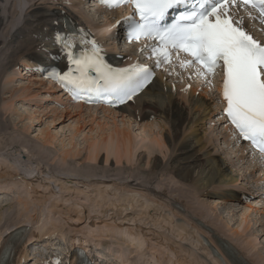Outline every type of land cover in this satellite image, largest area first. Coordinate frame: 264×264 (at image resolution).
Returning a JSON list of instances; mask_svg holds the SVG:
<instances>
[{
  "label": "rangeland",
  "instance_id": "374dc122",
  "mask_svg": "<svg viewBox=\"0 0 264 264\" xmlns=\"http://www.w3.org/2000/svg\"><path fill=\"white\" fill-rule=\"evenodd\" d=\"M13 1L18 2L20 6L17 8L16 16L12 14L11 18ZM35 1L32 0L34 4ZM78 2L37 0L32 6L30 0H0V15H4L6 21L10 20L9 28L13 25L11 27L14 28L11 30L13 32L23 25L24 16L31 11L58 9L76 20L77 25L87 30L91 38L97 40L100 37L105 41L110 36L106 24L114 19L112 15L116 14H98L89 10L92 19V23H89L84 21L83 14H79L83 4ZM6 6L7 8L10 6V9H7L8 13ZM2 31L0 30V38H3L1 34L6 33L3 28ZM0 43V67L3 68L2 70L0 68L2 93V89L7 87L6 82L11 80L8 76L14 77L11 81L14 80L12 84L15 85L20 81L25 82L27 76L21 78L19 66L22 64L19 60L15 62L17 66H11L6 72L5 64L15 42L8 37L4 43ZM106 43L110 44L108 40ZM129 58L123 57V61L126 62ZM159 71L158 77H164L165 83L172 88L173 98L180 105H187L188 93L192 90H195V99L201 96L206 100L205 104L209 105L207 116L198 124L201 129L194 126V136L210 139V143H206L205 153L199 155L207 154L213 161L220 160L227 174H232L235 178L236 181L232 185L223 187L227 188V191L236 189L239 191L236 192L238 194H241L240 189H244L246 183L257 189L256 181L259 176L252 171L256 165L249 155L243 161H239V147L233 138L229 137L230 133L220 121V113L217 111L219 98L215 89L208 87L205 92L206 85L202 83L196 88L197 84L189 71L185 77L186 85L175 73ZM215 82L216 78L212 83ZM11 85L9 84L10 87ZM37 89L42 92L41 96L32 100L15 99L9 111L4 110L0 104V122L6 127V129L0 127V172L6 177L0 178V205H5L0 207V242L6 228L19 222L22 227L40 236L38 239L33 238L36 241L31 246L38 261H43L46 255L53 253H57L61 258L65 257L66 251L58 252L48 245L66 244L68 240L80 239L89 243V248L101 264H222L208 254L200 238V234L204 236L206 231L200 229V232L195 227L193 218L190 217L192 214V217L213 229L216 236L233 242L253 264H264V209L261 208L264 206V194H259L260 198L256 200L258 207L251 208L252 202L249 200L255 197H248L247 202L234 201L232 204L230 202L225 204L214 201L215 197H202L199 192L196 193L190 183H184L169 171L167 164L170 161V148L166 145H156L152 141L155 137L163 140L164 122L161 118L156 120L148 118L143 121L138 119L137 122L131 123L130 129L135 133L133 136L135 138L138 135V138L132 142L130 162L124 157L117 162L112 148L108 155L105 150H101L96 161L87 160L86 144L91 141L90 137L95 140L97 135L96 130L92 135L89 134V127H85L83 134L74 136L71 141L79 151L73 152L74 157L67 158V162L62 163L58 154L62 145H65L64 150L69 149L66 144L72 136V131L68 128L71 121L56 119L53 122L52 118L50 120L48 118V121L45 116H50L51 110L60 111L68 107V102L58 89L53 90L47 83L46 88ZM0 95L6 100L11 94ZM13 108L16 111H13ZM102 110H92L90 114L108 117ZM27 112H35V120L31 117L30 120L25 119ZM115 122L119 126L122 124L118 115ZM96 123L105 127L109 121L100 119ZM190 127H184L181 136L191 134ZM43 135L52 138L50 144L42 141ZM154 157L157 158L156 163H160V168L153 175L150 167ZM142 170L145 176L140 172ZM220 189L222 188L215 187L210 188V191L225 192ZM250 193L257 196L258 189L254 193L250 190ZM19 200L27 203L29 211H24L23 206L18 204ZM132 202L134 204H130ZM174 202L181 205L185 214L173 208L171 204ZM73 205L74 208L77 207L76 210ZM214 205L215 208H212ZM243 214L249 216L242 220ZM36 216L39 221L32 219ZM236 230L240 236L233 233ZM45 231L49 233L47 238L44 236H47ZM49 236H53L51 240H47ZM35 247L40 248V252Z\"/></svg>",
  "mask_w": 264,
  "mask_h": 264
},
{
  "label": "bare ground",
  "instance_id": "6f19581e",
  "mask_svg": "<svg viewBox=\"0 0 264 264\" xmlns=\"http://www.w3.org/2000/svg\"><path fill=\"white\" fill-rule=\"evenodd\" d=\"M77 1H79L78 3L82 2V0H77ZM30 2L32 3V6H33L34 2H32V0H30ZM36 3H37V0L35 1V4ZM11 4L12 3H10V5ZM7 6H6V11L8 13L10 6H9V8H7ZM12 6L13 7L11 8V11H13V13H11V11H10L11 18H13L12 14H14V16H16V13H18L17 8H19L20 4L18 2H14V4ZM26 12H27V10H26ZM87 12H88V9L87 8L85 9L83 7L82 10H80L79 14L84 15V19H85L84 21L92 23L90 15H88ZM99 12H107V11H99ZM117 14H119V11H117ZM109 15H111V14H109ZM24 17L25 18L23 20V22H24L23 25H21L20 28H16L13 32H11V30H13L14 28L11 29V27L13 25L9 28L10 20L6 21V17L4 15H0V30H1V32H3L2 31V28H3L4 32H6L5 34L4 33L1 34V36L3 38H0V42L4 43L5 39L8 37H10V40L15 42L14 47H11V51L8 54L9 56L7 59V63L5 64L6 72L8 71L7 69L11 68V66H17V64H15V62L18 60L21 62L22 65H24V68L28 67L29 69H32L33 65H35L34 68H38V67H40V65H47L50 63L56 64L58 67H61V69H65L66 68V59H65L61 49L55 44L54 37H55V34L59 32L58 29L62 25L61 18L62 17L68 18L70 16H67L65 12H63L62 10H58V9L53 10V11L45 10V9H39V10L31 11L27 16H24ZM247 17H249V15L241 13V14H238L237 16H235L234 21L235 20H242L243 29H247L248 32L251 34V33H253V31L251 29H255V26L251 25L250 20H248ZM9 19H10V17H9ZM114 19L109 21L108 24H106L108 28H110L111 26L114 25V22H115ZM87 34L88 33L86 32V37H87V42H88L90 39H89V36ZM118 37H119V35L117 33H115V39H117ZM99 39H100V41H102V39L100 37H99ZM262 42H264V39L262 40ZM10 43H12V42H10ZM118 44L120 45V43H118ZM142 45H143V43L138 44V45H136V48L140 49L142 47ZM105 46H108V48L105 47V50H109V51L112 50V48L109 46V44L106 43ZM118 54L125 56V55H127V52L118 51ZM116 60L121 62V58L116 57ZM134 62L135 63L137 62V58L132 57L131 62L128 64H133ZM0 68H1V70L3 69L2 67H0ZM171 73H175V72L171 70ZM8 77L11 78V80H12V78H14L11 76H8ZM22 77H23V74L21 75V78ZM7 78H5V79H7ZM180 78H181L180 80H182L181 82L185 83L184 79L182 77H180ZM11 80L9 79L8 82H6V84H5V86H7V87H4L2 89L3 90L2 93L3 94H5V93L11 94L10 97L6 100H4L3 98L0 97V100L2 101L0 104H2L4 110H6V111L7 110L9 111L10 109H12L13 102L15 101V99H21L22 98L24 100H27V99L32 100L33 98H36V97L42 95L41 94L42 92H39L37 88H39V89L46 88V82H44L39 77V75L35 74V73H33V74L30 73V75L25 78V80H26L25 82H23V83H21V81H20V83L17 82V85H15V83L12 84V82L14 80L13 81H11ZM196 83H198V82H196ZM9 84L10 85L12 84L11 85L12 87H10ZM47 85L51 86V88H53V90L58 89L54 85H52V83L50 81H49V83H47ZM185 85H186V83H185ZM196 88H198V86H196ZM171 89L172 88H170L165 83L164 77H162V76L156 77L148 85V87L144 91H142V93L140 95H138L135 98H132L126 106L119 107V108L114 109V110H109V109H103L102 110L101 108L97 109V108H91V107H87V106L84 107L80 104H71V102H68L66 100V102H68L67 103L68 107L63 108L60 111L51 110L50 111L51 115L45 116L47 118V120H48V118H49V120H50V118H52L51 120L53 122L56 119L57 120L61 119L62 121L65 119L67 121V119H68L69 122L71 121V124L68 126V128L72 131L71 132L72 136H71L70 141L66 144V146H69V149L67 150V148H66L64 150L65 145L64 146L62 145L61 151L58 154L59 159L61 160L62 163H66L67 158L74 157L75 154L73 152H78L79 150H77L76 145L71 144V141H72L74 136H78V135L83 134V132H84L83 130L85 129V127H89L88 128L89 134H92L96 130L95 134L97 135V138L95 140H92V138L90 137L91 141L87 142V144H86L87 146L85 148V151L87 152V154H86L87 156L85 158L87 160L96 161L97 157L99 155V152H101V150H105L106 154H107L108 151H110L112 148L114 150L113 155L115 156V159L117 162L121 161V159H120L121 157H124L127 162H130V160H131L130 156L132 155V149H133L132 142H134L135 139L138 138V135L134 138L135 133L134 132L132 133V131L130 129L131 123L137 122L138 119H141L140 121H143V120H146L148 118H154L155 120L157 118H159V119L161 118V120L164 122V124H162V128L164 129L163 140H160L157 137H155V138H152V141L154 144L156 143V145H159V146H161V145L165 146L166 145L170 148V156H169L170 161H168L167 166L169 167V171H171L172 174H175L184 183L185 182L190 183V185H192L193 190L196 191V193L199 192L202 197H215L214 201H216L217 203L223 202V203L227 204L228 202H230L232 204V203H234V201H237V202L246 201L247 202V200H249L248 197L251 196V193L247 192V188H246L248 185L247 183H246L244 189H240V192L242 194H245L244 198H241V196H240L241 194L239 195L238 193H236V192H239L236 189H232V191L231 190L227 191L226 190L227 188H225L223 186L232 185V183L236 181L235 178L233 177V175L229 174V173L227 174V170H225V168L223 167L220 160L215 159V161H213L212 159H210V156L207 154H205V155L202 154L201 155L202 157L199 155V153H202L205 151L204 149L207 147L206 143H210L209 138L202 137V136L198 137L196 135L194 136V131H195L194 126L199 127L198 124L203 121V119L207 116L208 110H210L209 105L205 104L206 100H204V98L202 99L201 96L198 97L197 99H195V96H194L195 90H192L190 93H188L189 97H188L187 105L182 106V104L180 105V103L175 98H173L174 96L172 94L173 92ZM216 90L221 91L218 84L216 85ZM58 91H60V89ZM2 93L0 92V94H2ZM217 94L219 95L220 92L219 93L217 92ZM220 96L218 97L219 98V101H218V104H219L218 112L219 113H221L222 109H224L223 99ZM46 97H47V95H46ZM37 106H39V105H37ZM92 110H94V111L95 110H98V111L102 110L104 113L108 114L107 115L108 117H106L105 115H103V117H101V116L99 117V116L90 114V112ZM13 111H16V109L13 108ZM22 111L24 112V110H22ZM17 113H19V110L17 111ZM27 113H25V114H27V117H25V119L28 118L30 120L31 118H33L35 120V118H34L35 112H30V113L27 112ZM117 115L121 118L122 124L120 126L115 122V117H117ZM109 116H111V117H109ZM100 119L108 120L109 124H106L105 127H102L101 124L96 123V121L100 120ZM221 120L224 124H226V121H225L223 116H221ZM2 121H3V119H2ZM166 124H168V125H166ZM96 125H97V127H96ZM187 126H188V128L191 126L190 129L192 130V133L183 137V136H181V130ZM0 127L6 129V127H4L3 122L2 123L0 122ZM225 127H226V130L228 133H229V131L233 132L232 129L229 128L227 125ZM208 128H210V127H208ZM200 129H201V127H199V130ZM86 136H87V134H86ZM229 137L233 138L234 133L233 134L230 133ZM216 138H218L217 135H216ZM51 140H52V138L48 137L47 135L42 136V141L46 144H50ZM150 140H151V138H150ZM233 141L234 142L236 141V144L239 147L238 152H240V157L238 159H239V161H243L245 159V157L248 156V153L250 151L247 152L246 147L244 145H242L237 140V138L234 137ZM73 150H76V151H73ZM252 155L255 156V159L254 158L252 159L253 156H251V155H249V156H251V158L250 157L249 158L255 164L257 162V169H258L257 170L255 168L256 169L255 170L254 168H252L253 169L252 171L254 172V174L257 171L259 172L260 175H259L256 183H258V185H260L261 181H263L261 177H264V169L258 168L260 163L258 161V158L256 157L257 155H255L253 153H252ZM156 159L157 158L154 157V160L152 161L151 167H150V172L153 175L156 174L157 173L156 171L158 170V168H160L159 167L160 163L159 164L156 163ZM196 162H198V163H196ZM230 163H231V160H230ZM140 172L143 175V170ZM4 175L5 174H3V172H0V178H6V177H3ZM261 175H263V176H261ZM143 176H145V173ZM215 187H221L222 189H220V190H225L226 193L225 192L224 193H213L212 192L213 190L210 191V188H215ZM261 192L263 193L264 191H261ZM187 194L189 195V193H187ZM245 198L246 199L248 198V199L244 200ZM257 198H260V196L255 197V199L252 201V203L250 205L251 208L258 207V202L256 201ZM18 204L23 206L24 211H27L30 208L25 201L19 200ZM75 204H77V203H75ZM130 204H134V203L132 202ZM135 204H136V202H135ZM171 205L173 206L174 209H176L181 214L184 213L181 205H179L175 202L172 203ZM1 206L3 207L5 205L1 204L0 207ZM112 206H114V205H112ZM133 206H130V207H133ZM215 206L216 205H214L212 208H215ZM72 207L74 208V205ZM179 207L181 209H179ZM75 208H77V207H75ZM261 208L264 209V206ZM261 208H258V209H261ZM228 210H230V212H231V209L228 208ZM257 213L259 214L258 211H257ZM190 215L188 214L187 216L188 217L190 216L191 218H193L192 221L194 222L193 224L195 225V227L197 229H199V231H200V229L206 231V235H204V236H202L200 233L199 234H200L201 242L203 243L205 249H207V252L210 256L214 257V259H216V260L218 259V261L221 262L222 264H253V262L249 258L244 256L243 253L238 249V247L235 244H233V242H230L228 239H226L224 237L216 236V234H215L216 232L212 231L213 229L209 228V226L206 225L205 223H203L201 220L192 217V214H190ZM248 216H249V214H247V216L245 214H243V215H241V218H242V220H244ZM190 217H189V219L191 220ZM38 218H40V215ZM32 219H37V216L32 217ZM39 220L40 219H37V221H39ZM225 225H227V223H225ZM17 229L23 230L22 234L25 235V241H23L20 244H17L15 247V245L11 241V239H12L11 237H13V235H14L13 232L16 231ZM40 231H41V229H40ZM40 231H39V233H40ZM47 233L48 232H46V234ZM233 233L238 235V236L241 235L237 230L234 231ZM48 234H47V236L46 235H44V236L47 238ZM35 237H36V239L40 238V236L36 235L33 232L28 231L25 227H22L21 223H19V222H16L13 225L11 224V227L10 226L7 227L6 231L4 232V234L2 236L1 242H0V264H4L3 263L4 258L6 256L10 255L12 253V251H14V250H16V251L18 250V253L20 251H22V253L20 255L18 254L19 255L18 260L19 259H25V257H24L26 254L25 252H26V250H28V248L31 245H33V242L36 241V239H33ZM50 237H53V236H49V238ZM49 238L47 240H49ZM208 238H210V239H208ZM204 239H205V241H204ZM138 240H140V239H138ZM45 242H46V240H45ZM74 243L83 247L85 249V251L88 253V255L91 254L92 251L89 248L90 246H88L89 243L85 240H80V239H75L74 241L68 240L67 243L64 245L71 244V246H73ZM34 245H36V244H34ZM53 245H54V243H53ZM135 245L140 246L139 244H135ZM45 247H46V245H45ZM211 247H213L216 250L217 256L213 255L212 251H210ZM39 252H40V250H39ZM28 259H30V255H29Z\"/></svg>",
  "mask_w": 264,
  "mask_h": 264
},
{
  "label": "snow or ice",
  "instance_id": "6c2138e0",
  "mask_svg": "<svg viewBox=\"0 0 264 264\" xmlns=\"http://www.w3.org/2000/svg\"><path fill=\"white\" fill-rule=\"evenodd\" d=\"M111 8L132 4L134 13L117 26L127 25V38L139 40L141 36L158 39L154 46L157 66L168 61L172 50L192 57L181 66L202 65L197 75L210 81L217 69L223 75L222 98L225 103L222 115L239 138L249 141L264 153V43L255 40L242 27V20H233L231 7L251 6L264 17V0H101ZM250 9V10H251ZM172 22L168 23L169 16ZM138 15L139 20L134 17ZM55 42L66 50L70 63H75L78 76L57 73L53 78L73 96L85 94L97 100L124 103L132 99L153 78V72L144 66L131 69H113L98 55L100 45L95 39L91 55L81 59L71 50L68 37L57 34ZM163 57L161 59L160 57ZM95 71V77L89 73ZM57 264H60L59 260Z\"/></svg>",
  "mask_w": 264,
  "mask_h": 264
}]
</instances>
